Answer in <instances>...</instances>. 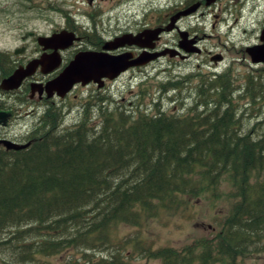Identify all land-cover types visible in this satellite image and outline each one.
Listing matches in <instances>:
<instances>
[{
    "label": "trees",
    "instance_id": "1",
    "mask_svg": "<svg viewBox=\"0 0 264 264\" xmlns=\"http://www.w3.org/2000/svg\"><path fill=\"white\" fill-rule=\"evenodd\" d=\"M236 75L187 86L197 99L182 114L106 109L66 126L52 109L27 148L0 152V264H51L53 256L62 264H236L263 251L264 69ZM184 79L167 86L183 91ZM224 183L229 215L185 253L139 232L112 234L187 199L219 196ZM195 246L204 252L193 259Z\"/></svg>",
    "mask_w": 264,
    "mask_h": 264
},
{
    "label": "flooded vegetation",
    "instance_id": "2",
    "mask_svg": "<svg viewBox=\"0 0 264 264\" xmlns=\"http://www.w3.org/2000/svg\"><path fill=\"white\" fill-rule=\"evenodd\" d=\"M136 1L0 0L4 26L3 37L0 38V152L7 150L4 142L17 145L31 143L36 130L44 124L51 109L58 111L64 122L65 117L74 109L82 110V117L88 112L94 118L101 110L109 109L115 113L117 108H121L133 112L138 106L140 110L154 113L159 108L163 113L182 114V108L186 109L193 104L197 94L194 89L184 93L182 89L176 88L173 91L177 95L172 100L174 103L178 101L177 105L166 111L162 100L165 94L171 92L168 86L172 82L182 81L184 73L181 71L185 72L194 56L203 57V64H209L208 68L211 69L208 72L193 71L189 75H183V82H190L185 88H197L202 76L211 78L220 73L226 61V51L230 50L227 47L224 50L218 46L214 49L204 47L202 42L206 41L205 38L213 37L212 33H205L206 25H210L211 32L228 26L224 15L242 14L244 7L249 4L248 0H231V7L225 5L226 0H168L164 1L165 5H160V2L156 5L153 1L146 0L144 4L151 3L152 10L160 7L159 12L163 15L152 20L146 17L141 26L128 24L126 27L119 23L114 28L111 24L112 16L118 9ZM252 5L251 13L258 14L261 0H253ZM214 13L219 14L217 16ZM200 22L202 31L198 32L196 27L201 26ZM169 28L172 30H168ZM156 30L160 31L158 36L154 33ZM263 34L264 21L257 41L241 50V59L251 62L247 50L264 46ZM226 35L229 36L228 33ZM94 53L128 55L136 63L142 58L151 60L144 65L130 67L114 80L102 78L78 82L68 92L59 88V93L49 86L65 74L78 56ZM217 55L222 58L219 63L213 60ZM155 65L178 68L180 75L161 80L155 86L154 82H150L152 80L149 81L148 85L152 84L159 92L158 101L151 105L146 103L148 96L143 98L142 94L146 92L148 95L154 89L146 90L148 85L143 87V83L149 80L151 69ZM15 77L13 83H6ZM121 79L124 81L120 86L130 88L129 93L133 96L127 104L117 103L116 100V90L119 88L117 84ZM135 85L142 89L132 92ZM179 96L189 98L190 103H181L176 98ZM209 227L212 228L211 225ZM188 248L184 245L177 250L185 253ZM203 250L204 248L195 246L193 259L198 258ZM257 255L264 256V250L240 256L236 264H256V260L251 257ZM207 256L203 255L201 258L207 259ZM193 264H202V259Z\"/></svg>",
    "mask_w": 264,
    "mask_h": 264
},
{
    "label": "rangeland",
    "instance_id": "3",
    "mask_svg": "<svg viewBox=\"0 0 264 264\" xmlns=\"http://www.w3.org/2000/svg\"><path fill=\"white\" fill-rule=\"evenodd\" d=\"M144 1L146 0H137L133 4H128L127 6L118 9L116 14L112 16L113 18L111 24L113 25V27L115 28L119 23L126 27H128V24L141 26L145 22L146 17L149 20H152L163 15V13L159 12V10H161L160 7L152 10V6L150 5L151 3L144 4ZM150 1H153L156 5H158L159 2L160 5H165L166 2L164 1L168 0ZM252 2L253 0H248L249 4L244 7V12L242 14H225L224 17L227 19L228 26H222L221 28L212 30L211 32L210 25H206L205 33H212L213 37L205 38L206 41L202 42L203 44H205V46H203L208 49H214L218 46L222 50L227 47L230 50L226 51V61L224 63V66L222 67V70H220L219 72H224L228 69H231L233 73L239 74L236 75V77H241L242 75L257 70V67L252 65L251 62H247L244 59H241L243 54L241 53V50L245 46H251L257 41L259 30L262 27V23L264 21V0H261L260 12L258 14L251 13V9L253 8ZM225 5H229L231 7V0H226ZM218 14L219 13H214V15L217 16ZM200 24L201 26L198 27L194 25V27L199 30L198 32L202 31V22H200ZM3 28L4 26L0 14V38L3 37ZM227 33L229 34V36L226 35ZM215 57L218 58L219 55ZM203 60V57L200 58V56H194L190 66H187L184 70L185 72L181 71V73H184L183 75H189L193 71H210L211 68H208L209 64H203ZM198 65H200V67H197ZM182 68L185 67L182 66ZM151 70L152 75L149 77V80H146V82L143 83V87L148 85L150 82H154L153 84L155 86L161 80L171 79L174 76L180 75L178 68H167V66L161 67L160 65H155ZM183 75L182 77H184ZM89 79H91V77ZM241 80L242 79L239 78V82H241ZM123 81L124 79H121L117 84V87L119 88L116 90V100L117 103L124 102L127 104L128 102H131L130 99H132L133 96L131 93H129L131 91L130 88L120 86ZM139 87V85H135L132 89V92H136L138 91V89H142ZM147 89L152 90L154 88L152 84H150L146 87V90ZM186 91H190V88H185L183 90L184 93ZM152 92L146 99V103L151 105H153L154 102H157L159 98V92L156 89H154ZM176 95L177 93L174 91H171L164 95L162 104L166 111H170L174 106L177 105L176 102L178 101L174 103V101L172 100V98ZM176 98L181 103L185 101L187 103H190L189 98L186 99L182 96ZM159 102L161 103V101ZM81 114L82 110L74 109L70 115L65 117L64 124L66 126L77 125L78 122H80V120L82 119ZM64 127L65 126H63V128ZM230 192V185L228 183H224L221 186L219 196L214 197L211 194H205L200 198L187 199L186 204L179 206L178 208L174 207L172 211H162L154 218H147L143 222V225L141 227L120 225L112 229V234L117 240H121L139 232L145 240L154 243L156 248L162 246L181 247L191 244L201 237L211 236L212 233L215 234L220 231V228H218V225L216 224V219L224 218L229 215L233 203V199L229 198ZM210 225L212 226V228L209 227ZM130 246H133V244ZM262 248H264V246ZM251 258L256 260V264H264L263 255H257ZM62 260L63 257L53 256L48 261H50L51 264H62ZM137 263L159 264V262L148 261L145 259L140 260Z\"/></svg>",
    "mask_w": 264,
    "mask_h": 264
},
{
    "label": "water",
    "instance_id": "4",
    "mask_svg": "<svg viewBox=\"0 0 264 264\" xmlns=\"http://www.w3.org/2000/svg\"><path fill=\"white\" fill-rule=\"evenodd\" d=\"M168 30H172V28H169ZM159 32H160L159 30L154 31L156 36L159 35ZM254 49H255L254 47L249 48V50H254ZM91 55H94V57H95V58H92L90 60L94 63L97 70L93 71L92 74H89V75L87 74V76L84 77V80H87V81H89L91 79L99 80L102 78L115 79V78H118L122 73L127 71L130 67H132L134 65L146 64L151 60V59L142 58L141 61H139L138 63H135L133 61H130V59L127 57L128 55L115 56V57L110 56L108 54H103V53H94ZM260 55L261 56L251 55L252 62L255 64H258V63L264 64V61H260V58H259V57H263L261 59L264 60V52H261ZM103 56L107 57L108 59L107 60L104 59ZM156 57H159V55ZM143 59H145V60H143ZM213 60L217 63L218 61L221 60V58L215 57ZM75 67H79L78 64ZM75 67L71 71L72 72L71 77L68 78V80H66L65 82H63V84H60L57 86V87L63 89L64 92H68L69 90H71V88L75 84L82 81L81 78L83 76L82 75L83 73L81 72V76H75L74 75ZM90 77H91V79H89ZM4 143L7 146V148L15 149V150H21V149H24L28 146V145L19 146V145L13 144L11 142H4Z\"/></svg>",
    "mask_w": 264,
    "mask_h": 264
},
{
    "label": "bare ground",
    "instance_id": "5",
    "mask_svg": "<svg viewBox=\"0 0 264 264\" xmlns=\"http://www.w3.org/2000/svg\"><path fill=\"white\" fill-rule=\"evenodd\" d=\"M264 36V34H263ZM263 41H264V37H263ZM256 51V52H255ZM247 52L249 53V55H255V56H261L260 53L261 52H264V46L262 47H257L255 48L254 50H247ZM257 54V55H256ZM92 58H95L94 55H88V54H81L80 56H78L75 60V62L71 65V67L65 72V74L56 82L50 84L49 86H52V88H54L56 91H58L59 93H61V88L59 89V87H57L58 85L60 84H63V82H65L66 80H68V78L71 77L72 75V70L73 68L78 64L79 67H75V72H74V75L75 76H81V72L83 73L82 75V78L81 80L82 81H85L84 80V77L87 76V74H92L93 71H96L97 68L95 67L94 63L90 60ZM104 59H108L107 57H104ZM260 58V61H264L263 57H259ZM141 59V58H140ZM140 61V60H139ZM81 70V71H80ZM17 77V76H16ZM15 78L11 79L9 82H6V83H13L15 81Z\"/></svg>",
    "mask_w": 264,
    "mask_h": 264
}]
</instances>
